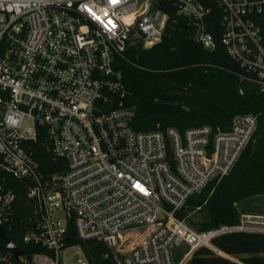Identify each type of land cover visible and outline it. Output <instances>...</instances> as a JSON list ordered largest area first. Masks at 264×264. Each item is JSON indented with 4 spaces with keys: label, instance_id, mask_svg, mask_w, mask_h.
Instances as JSON below:
<instances>
[{
    "label": "built area",
    "instance_id": "obj_1",
    "mask_svg": "<svg viewBox=\"0 0 264 264\" xmlns=\"http://www.w3.org/2000/svg\"><path fill=\"white\" fill-rule=\"evenodd\" d=\"M221 16V42L264 90V0H0V168L30 182L33 229L26 241L52 250V264H93L82 242H102L114 264H187L202 247L230 260L215 239L264 233V214L198 230L191 196L228 175L259 125L236 115L210 125L139 130L119 58L160 42L171 11L188 17L204 47L217 42L207 20ZM46 137L66 167L45 175L35 142ZM16 192L0 184V225ZM80 258L69 263V251ZM0 264H15L12 251ZM23 264H29L24 254Z\"/></svg>",
    "mask_w": 264,
    "mask_h": 264
},
{
    "label": "trees",
    "instance_id": "obj_2",
    "mask_svg": "<svg viewBox=\"0 0 264 264\" xmlns=\"http://www.w3.org/2000/svg\"><path fill=\"white\" fill-rule=\"evenodd\" d=\"M171 17L160 42L151 47L135 46L119 58L127 90V102L136 107L134 126L139 130L210 125L227 130L239 114H256L259 125L254 140L243 152L232 171L216 184L214 181L201 193L190 197L188 204L201 206L202 218L189 219L198 230L237 224L241 213L260 211L252 197L264 195V90L254 75L227 52L221 42L222 25L218 9L207 20L217 46L208 49L197 40L191 20L171 11ZM40 170L45 175L62 171L64 159H56L46 137L35 142ZM0 184L16 192L12 219L4 224L7 241L0 237V251L9 253L7 244L14 242L24 251L30 264L37 254L52 255L46 246L26 241L33 229L34 202L29 196L30 182L21 181L0 168ZM186 211L183 212V214ZM71 243H81L93 264H114L102 253L108 248L102 243L82 242L76 238L75 227ZM215 243L240 262L214 254L202 247L187 264H264V233L235 231L222 234ZM15 264H23L11 254Z\"/></svg>",
    "mask_w": 264,
    "mask_h": 264
},
{
    "label": "rangeland",
    "instance_id": "obj_3",
    "mask_svg": "<svg viewBox=\"0 0 264 264\" xmlns=\"http://www.w3.org/2000/svg\"><path fill=\"white\" fill-rule=\"evenodd\" d=\"M223 178V177H222ZM222 178H220L216 184H218ZM252 200V201H251ZM249 201H251V204L253 206H257L260 207V211L259 210H255L252 213H256V214H264V195H257L252 197ZM201 206H193L192 208L189 207L186 208V214L188 215V220H200L202 218V212H200L201 210ZM80 252L78 249H72L71 251H69V263L71 262H75L78 261V259L81 257L80 256ZM44 256H46L45 254H37L33 257V262H31L30 264H52L50 259L45 258ZM235 260L240 262L239 258L235 256ZM3 264V263H2ZM10 264V263H8Z\"/></svg>",
    "mask_w": 264,
    "mask_h": 264
},
{
    "label": "water",
    "instance_id": "obj_4",
    "mask_svg": "<svg viewBox=\"0 0 264 264\" xmlns=\"http://www.w3.org/2000/svg\"><path fill=\"white\" fill-rule=\"evenodd\" d=\"M0 237L4 239L5 241L8 240L6 233H5V228L4 226L0 225ZM7 248L13 252L14 256L16 259H19L20 256L24 254V251L19 248L14 242H9L7 244Z\"/></svg>",
    "mask_w": 264,
    "mask_h": 264
}]
</instances>
